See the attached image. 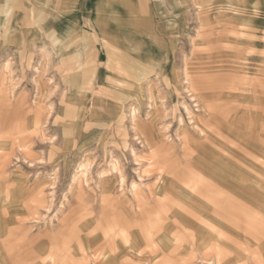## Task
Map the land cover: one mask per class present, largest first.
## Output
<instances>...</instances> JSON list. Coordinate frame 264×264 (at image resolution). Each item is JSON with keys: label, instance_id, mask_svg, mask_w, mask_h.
Wrapping results in <instances>:
<instances>
[{"label": "rangeland", "instance_id": "374dc122", "mask_svg": "<svg viewBox=\"0 0 264 264\" xmlns=\"http://www.w3.org/2000/svg\"><path fill=\"white\" fill-rule=\"evenodd\" d=\"M87 1L78 2L82 17L67 9L70 19H77L72 23L84 31L90 28L88 21L95 12L94 0ZM198 1L141 0L133 18L144 28L142 53L161 41L167 48L166 59L151 58L150 68L137 63L124 66L126 81L113 86L99 76L89 94L69 91L68 84L58 79L65 73V64L56 60L60 56L52 53L54 61L46 59L44 53L58 43L47 38L46 32L53 30L45 25L48 16L24 9L22 33L8 28L6 36L5 27H0V42L7 45L6 58H0V70L7 63L6 73L0 74V119L11 127L3 134L11 139L13 150L5 159V170L9 175L21 171L31 184L39 183L11 223L21 232L18 239L27 233L18 251L31 252L52 229L64 230L60 244L66 239L70 242L62 247L67 245L64 253L73 256V262L80 257L82 246L90 264H264L256 242L259 220L249 225L258 215L240 208V204L264 199V0H243L244 5L238 0H215L210 5ZM151 8L160 18L153 19ZM30 30L38 36L31 50L23 40ZM68 34L62 43L69 44L68 53H98L94 34L80 49L70 47ZM95 67L106 75L120 76L114 72L117 65L107 68L97 61ZM146 68L144 79L136 77ZM102 87L106 93L115 88L111 100L109 94L94 98ZM79 99L87 105H64ZM33 117L37 126L31 128ZM175 168L183 171L182 178L161 177L162 172ZM186 170L197 175L191 178ZM199 176L236 203L227 217L229 247L224 260L218 256L206 260L199 248L194 225L200 217L198 203L186 196L182 185ZM133 186L145 194L164 188L169 204L180 202L186 207L176 211L184 215L182 221L188 220L185 228L174 231L172 241L161 229L155 242L140 239L146 227L135 226V221L143 222L134 215L139 208L136 205L132 213L127 210L128 202L135 203ZM104 197L122 202L123 234L133 235L132 248L123 241L122 230L110 219L109 210H104L108 204ZM9 209L15 211L14 206L2 208L0 215L9 217L13 214ZM259 211L264 214V208ZM105 233L109 235L106 239ZM36 235L35 244L28 246ZM48 249L35 250L34 261L64 264L59 256L50 260ZM18 262L25 264L23 259Z\"/></svg>", "mask_w": 264, "mask_h": 264}, {"label": "bare ground", "instance_id": "6f19581e", "mask_svg": "<svg viewBox=\"0 0 264 264\" xmlns=\"http://www.w3.org/2000/svg\"><path fill=\"white\" fill-rule=\"evenodd\" d=\"M151 98H152V96H151ZM28 119H29V117H28ZM30 121H31L30 127L31 128L35 127L37 120L33 117L30 119ZM12 128L16 131L20 130L23 132L22 127H19L17 125H13ZM8 129H11V127H9L8 125H5L4 120L0 119V209H2V208H6V209L7 208H13V206L15 208V211L13 209H9L10 212H13V214L10 215L9 217L6 215H2L4 213H2L0 215V264H18L19 263L18 260H20V259L21 260L23 259V261H25V264H46L47 262L45 261V259H42L40 262L34 261V258H33L34 252H35V250L40 249V248H42V249H46V248L48 249L49 248L48 249L49 253H51V254H49L50 260L52 259V257L54 258L56 256H59L60 258L61 257L63 258L62 261L64 262V264H90V261L88 260L87 256L85 255V249L86 248L83 249L82 246L78 248L79 254H81V255L75 262H73V260H72L73 256H69V253H64L66 251V248H67L66 244L70 243L66 239V241L63 240V242H61L62 244L66 243L64 245V247H62V244H60L59 239L62 238V236L64 237V233H65L64 230L56 231V230L50 229V230H47L46 232L44 231L45 235L42 239L40 238L41 240L37 244V247L35 249H34V247H31V249H30V250H32L31 252H29V250H27V249L18 251L17 245H18V243H23V239L26 237V236L24 237V235H27V233H23L22 234L23 236H21L20 239H18L17 235L21 232H20V230H16L17 229L16 226L11 227V223H14L15 220L17 219L16 215L21 214V212L19 213L18 210H20L19 208L21 207L23 200L26 199L27 197L31 196V195H34V192H36L39 183L34 181L31 184L30 179L24 177V175L21 173V171L12 172V173H10V175L7 174V172L5 170V165H6L5 159L13 151L11 147L9 148V143L11 142V139L9 138L8 135L3 134V132L7 131ZM22 135H24V133L21 134L20 136L22 137ZM141 135H142V133H141ZM18 138H20V137L18 136ZM6 149L8 150L7 153H6ZM145 151H148V150H145ZM29 153L30 152H28V151L25 152V157L28 156ZM168 174H170V175H168ZM166 175H167V177H169V176L172 177L175 175H179L182 177V174H180L179 170L176 168L174 170L170 169L169 171L167 170V171H164L161 173L162 178H164V176H166ZM187 176H188V174H187ZM191 178H194V175ZM169 180H171V178H169ZM191 181H193V182L188 183V184L186 182H183L182 185H183V188H185V192L187 193L186 196L190 197V195H191L193 198L196 199V201L198 203V210L197 211H198L200 217H198L199 218L198 222L194 223V225H196L197 231L199 232V235L197 237V241H199V248L202 251V254L204 255V258L206 260L207 259L210 260L211 258H213V256H218L219 259L224 260L226 258V254L228 253L227 248L229 247V239H228L229 236L227 234L228 231H226V229L228 228L227 217H228V214L232 212L231 206L232 205L235 206L236 203L232 202L230 197L224 196L220 189H218L216 186L210 185L208 183V181H206V183H205L203 179L198 178V177H197V179L191 180ZM171 185L175 186L174 183ZM135 187L136 186H133V188L131 189L133 192V198L132 199L135 200V203L128 202L127 210L130 211V213H132V210H134V208L137 205L139 210L136 211L137 214H134L136 216L135 218L143 220V222L140 223L138 221H135L136 222L135 226L138 228L146 227V229L142 232L143 238H140V236L138 234L137 235L139 237L134 234L135 238L136 239L140 238L141 240L145 238L146 242H152V241L155 242L157 234L159 233V230L161 229V230H163L164 234L166 236H168L167 239L172 241V239L175 238L174 236L171 237V235L174 234V231L176 233L177 230L185 228L184 221L188 220V218H186L182 221L181 218L184 217V215H181V213L180 214L176 213V211L177 212L185 211L186 207L184 205H181L180 202H177L175 204L173 203V205L169 204L170 201L167 198V197H169V195L166 196V190L164 188L162 190H159V191L157 190L158 192H156L155 190H151V192L149 194H145V192L142 188H138V187L135 188ZM102 188H103V186H102ZM168 189H170V187ZM171 190L174 191V189H171ZM45 191H46V189H45ZM101 192H102V189H101ZM38 194H40V193H36V197L39 196ZM180 196L183 197V194L179 195L178 197H180ZM237 196H239V195H237ZM108 197L103 198V202L108 203L107 206H104V210H105V207H106V210H109L110 216H112V217H110V219L112 220V222L115 225H118L120 227V230H122L120 232V234L123 236L122 237L123 241L126 242L128 248H132L133 247L132 245L134 243V242L130 243V242H132L131 240L133 238V237H131L132 234L129 235L128 232L126 234L125 233L123 234V232H125L126 230L122 229L123 225H125V221H124L125 217H124V213H122L123 210H122V206H121L122 202H120L119 200H116V199L114 200L113 198H111V200H110V198H108ZM9 202H10V204H9ZM100 202H101V200H100ZM49 204H50V202H49ZM238 204H240V203H238ZM240 205H241L240 206L241 209L247 210V211H253V213L258 215V216L255 215L254 221L251 220V222H249V225H252L253 222L259 220V223H258L259 225L257 226L256 232H255L256 236H257L256 242L258 244H260L259 245L260 249H262L261 251L263 252V255H264V214L260 213V211H259V210L262 211V208H264V199H254L253 201H249L246 204H240ZM172 207H174V209ZM41 211L42 210H40V212ZM104 217L108 218L106 215ZM133 218H134V216H133ZM208 218H211V219H208ZM206 219L210 220V221L207 222ZM31 220H33V219H31ZM181 221H182V223H181ZM26 222L28 223V221H26ZM190 222H192V221H190ZM86 225H88V224H86ZM87 230L88 229L85 228V231H87ZM114 232H115V230L113 229V232H111V233H114ZM104 235H105V239L108 238V236H109L107 233H105ZM36 239H38L37 235L35 236L34 239H32L29 242L28 246H32V244H35ZM252 240L250 239V241H252ZM24 241H26V240H24ZM246 242H247V240H246ZM248 243H249V241H248ZM18 248H19V246H18ZM61 249H62V251H61ZM92 251L93 250L91 249V252ZM213 261H215V259ZM215 263H216V261H215Z\"/></svg>", "mask_w": 264, "mask_h": 264}, {"label": "crops", "instance_id": "0c3cea01", "mask_svg": "<svg viewBox=\"0 0 264 264\" xmlns=\"http://www.w3.org/2000/svg\"><path fill=\"white\" fill-rule=\"evenodd\" d=\"M0 1L4 2L2 5H0V27H5L4 35L6 36L8 33V28H10V30L14 28L13 31H19V34L23 32L22 25L24 17L21 13L24 9L37 11L41 16L43 14L45 16H48V20L45 25L47 27L51 26L53 30L46 32L47 38L49 39V42H53V44L55 42L58 43H55L52 49H48L44 54L46 56V59L52 61H54V58L51 57L52 53L60 56L56 60L61 64H65V73H63L62 71L63 78L60 79V77H58V79L63 83V85L68 84L66 88L69 91H87L89 94V92L92 91L95 81L99 76L102 82H105V80L113 82V86L116 81L120 83L121 81H126L125 76L127 73H124V71L127 69H125L124 66H129L130 64L137 63L141 66L150 68L151 58L154 60L158 59L159 61L161 59H166L167 48L165 44L161 43V41L158 45L155 44L147 47V51L145 53H142V50L144 48H142L141 46V38H143L144 35L141 34H143L144 28L141 26L140 23L142 22H140L139 19L135 20L133 18L134 9L136 13H138V11L140 10L139 4L141 3V0H94L95 12L90 16V19L88 21V25L90 28L87 31L85 30L86 32L82 30V26H79L77 28L76 23H72L77 19H70L72 14H69L67 10L68 8H71V10L75 12V14L82 17L80 14H78L79 0ZM91 1L93 0H88L87 3L89 4L91 3ZM202 1H205L206 4L210 5L213 4L215 0ZM238 2L244 5L243 0H238ZM74 3V6L71 5ZM16 4L17 6L15 7ZM151 9L153 19L160 18L156 17L154 8ZM75 27L76 29H74ZM158 30L163 31V28L158 27ZM68 32L70 34H68ZM66 34H68L69 38H71L70 47H72L73 45V47L76 46L77 49L85 47L87 44H89L92 41L91 35L94 34V36L96 37V47L98 48V53H96V51L93 53H84L82 50H76L71 54L68 53L66 51V48L69 44L67 46L65 44H62L63 37ZM135 37H137V39ZM37 38L38 36L36 35V32H33V30L28 31L27 34H24L23 40L27 44L26 47L29 50H31L33 46H37ZM6 46L7 45L5 43L0 42V58H3V56H5L6 58ZM136 54L138 56H136ZM110 55V60H108V57ZM97 61L99 62V64L107 65V68H109V66L112 64L117 65V68L114 69V72L116 71L118 74H120V76L123 77L119 76L118 79L117 77L113 76L112 73L106 75L104 70L100 71V69H97L95 67ZM6 67L7 63H4V68L0 70V74L6 73ZM146 74L147 68L142 71L139 76L136 77L144 79V76H146ZM114 89V87H111L107 90L108 92L106 93V88L102 87L100 88L101 92H99L98 95H94V98H104L106 94H109V98L111 100L112 92H114ZM64 105L82 106L87 104H82V100L79 99L78 102H69ZM258 160L261 161L260 159ZM177 164L176 167L180 166ZM186 171V173L190 177H192L193 175L195 177V175H197L192 171ZM179 173L183 175V171L180 170ZM175 176L181 177L179 175ZM198 178H201V176H199Z\"/></svg>", "mask_w": 264, "mask_h": 264}]
</instances>
